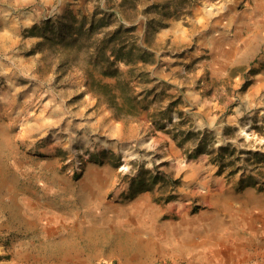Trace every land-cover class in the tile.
Returning <instances> with one entry per match:
<instances>
[{
    "label": "rangeland",
    "instance_id": "obj_1",
    "mask_svg": "<svg viewBox=\"0 0 264 264\" xmlns=\"http://www.w3.org/2000/svg\"><path fill=\"white\" fill-rule=\"evenodd\" d=\"M22 1L17 20L7 24L0 12V264H264V234L254 235L264 230V190L240 189V175L219 176L206 155L188 157L145 116L118 120L82 70L61 71L52 51L44 61L39 39L25 36L46 19L121 0H36L45 7L38 19ZM250 1L184 0L180 17L166 18L150 7L165 0H127L136 10L122 8L120 18L156 57L146 66L154 81L134 82L138 93L156 88L164 106L176 102L173 121L183 113L217 145L264 153V24L242 21ZM154 17L165 25L148 27ZM6 34L20 42L14 53L2 51ZM149 172L154 190L132 196L131 184ZM163 178L173 181L170 202L158 200ZM228 194L249 200L222 209ZM135 202L144 217L115 212Z\"/></svg>",
    "mask_w": 264,
    "mask_h": 264
},
{
    "label": "trees",
    "instance_id": "obj_2",
    "mask_svg": "<svg viewBox=\"0 0 264 264\" xmlns=\"http://www.w3.org/2000/svg\"><path fill=\"white\" fill-rule=\"evenodd\" d=\"M182 1L165 0L162 5L152 4L150 7H158V14L166 18H179ZM126 2L121 0L91 14L70 10L57 20L49 18L35 24L25 36L39 39L36 46L41 48L44 61H48L52 51L59 56L61 71L67 66L82 70L89 90L112 110L118 120L139 121L145 116L152 131L169 135L188 157L206 155L217 167L219 176L232 179L239 174L240 189L259 186L264 190V153L240 149L232 142L217 145L213 131L194 130L192 125L188 126L183 113L180 112L179 121H173L171 112L176 102L164 106L156 88H146L144 94L137 92L134 84L137 80L145 85L154 81L146 73V66L155 64L156 57L143 45L137 26L121 22L120 9L136 10L134 6L127 7ZM193 4L191 2L189 6ZM162 19L154 17L147 25L163 27ZM151 95H154L153 99L149 98ZM233 132L230 126L224 128V135L228 137L233 136ZM172 182L163 178L166 196L158 198L159 201L170 202L175 198L168 189ZM157 183L158 177L149 172V178H139L131 184V195L154 190Z\"/></svg>",
    "mask_w": 264,
    "mask_h": 264
},
{
    "label": "crops",
    "instance_id": "obj_3",
    "mask_svg": "<svg viewBox=\"0 0 264 264\" xmlns=\"http://www.w3.org/2000/svg\"><path fill=\"white\" fill-rule=\"evenodd\" d=\"M21 3H24V2L22 0H0V12H4V13L6 12L5 16H2L1 21H4L5 23L9 24V23L17 20L18 18H16V16L14 14L12 15L11 13L13 11H15L16 7L18 5H20ZM29 3L31 6H33L32 13L34 12V16L36 15L35 17L37 19L40 18L41 17L40 11L43 12L45 7L37 4L36 0H30ZM50 3H51V0H47L46 5L50 4ZM261 6H262V0H251L250 4H249V9L242 12V21L245 22L247 20H249V21L253 20L255 22V26H256V24L261 23V22H263V24H264V12H263L264 9H262ZM37 13H39V14H37ZM17 26L20 27L21 31H22V27H28L27 25L24 26L21 23L20 24L17 23ZM263 28H264V26H263ZM242 30H244L243 27H242ZM243 35L244 34L242 33V37H243ZM5 37H8L9 40H8V43L5 45V47L3 48L4 50H2V51L14 53L20 42L15 40V38L11 37V35H9V34H6ZM248 230L250 233L252 232L248 228H245V227L242 228L243 234L248 232ZM263 234H264L263 227L256 229V231H254V235L256 237H262Z\"/></svg>",
    "mask_w": 264,
    "mask_h": 264
},
{
    "label": "bare ground",
    "instance_id": "obj_4",
    "mask_svg": "<svg viewBox=\"0 0 264 264\" xmlns=\"http://www.w3.org/2000/svg\"><path fill=\"white\" fill-rule=\"evenodd\" d=\"M221 193H216L215 195H213L214 198H219L221 195ZM223 199H224V202H218V205H223V208L222 209H227L228 207H230V204L233 203V202H236V201H239L240 204H242V202H248L249 198L247 196H245L244 198L242 197H238V196H233V195H224L223 196ZM258 199L255 198V202H257ZM216 201L213 200V204L215 203ZM110 208L109 207L107 209V211H110ZM144 207L141 206V204L139 203H132V204H129V205H126V206H123V207H117L115 208V212H118L119 214L122 215V219H123V216H126L128 217V219H132L134 216H141L143 215V217L145 216L144 214ZM232 208L228 209L225 214H224V218H222L221 216L217 217L215 220V224H220V223H223L224 220L226 219V217L228 216L229 213H231L232 211ZM114 211V209H113ZM111 212V211H110ZM235 212V211H234ZM236 212H239L236 210ZM113 215V214H112ZM226 215V216H225ZM115 216V215H113ZM124 220V219H123ZM219 226V225H218ZM175 230H178V232L180 233L181 231H184L186 233L189 232V230L187 229H180L178 226H175L174 227ZM177 232V231H176ZM194 247V246H193Z\"/></svg>",
    "mask_w": 264,
    "mask_h": 264
}]
</instances>
